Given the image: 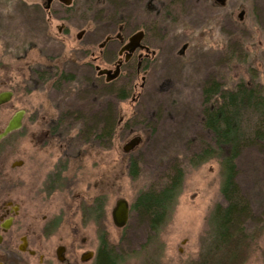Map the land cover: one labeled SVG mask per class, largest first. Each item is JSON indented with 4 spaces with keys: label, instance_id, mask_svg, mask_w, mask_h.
<instances>
[{
    "label": "rangeland",
    "instance_id": "374dc122",
    "mask_svg": "<svg viewBox=\"0 0 264 264\" xmlns=\"http://www.w3.org/2000/svg\"><path fill=\"white\" fill-rule=\"evenodd\" d=\"M46 5L47 0H0V93L14 91L0 109V130L17 110L27 111L23 130L0 141L6 169L14 170L12 163L21 157L27 162L15 168L23 183L16 194L22 200L37 197L39 215L58 219L61 236L96 233L98 248L99 233L106 232L121 264L197 261L208 247L212 214L225 204L219 160L197 167L191 162L212 139L203 124L202 88L212 81L226 89L245 82L264 93V0H71L65 6L52 0L50 12ZM120 24L128 36L144 31L155 55L143 63L146 74L127 72L105 90L104 80L93 82L96 74L88 64L93 52L106 68L116 43L99 46L118 34ZM61 74L72 81L55 87ZM128 90V99L119 102ZM108 107L119 126L111 141H96L97 123ZM136 137L140 146L125 153L123 147ZM131 160L139 167L135 179ZM175 168L184 172L182 188L153 231L132 207ZM55 174L57 188H50L56 187ZM237 183L252 217H264V146L243 152ZM97 199L104 202L98 216L91 206ZM120 199L131 207L122 230L112 220ZM24 206L30 208L27 201ZM260 238L257 246L264 250V233ZM253 255L264 263V252Z\"/></svg>",
    "mask_w": 264,
    "mask_h": 264
},
{
    "label": "trees",
    "instance_id": "16d2710c",
    "mask_svg": "<svg viewBox=\"0 0 264 264\" xmlns=\"http://www.w3.org/2000/svg\"><path fill=\"white\" fill-rule=\"evenodd\" d=\"M214 1L218 4L224 0ZM111 85L105 84L104 89H110ZM129 91L120 94L119 99L125 100ZM202 98L203 124L211 133L212 139L191 162L197 167L213 159L219 160L223 176L221 192L225 201V204L217 206L212 214L211 231L248 234L250 231L247 229L246 221L253 214L237 183L238 160L245 150L264 146V93L254 83L241 82L232 89H226L219 82L212 81L202 88ZM105 112V116L97 123L100 126L97 127L94 136L96 141L102 139L111 141L119 126L120 121L117 122V114L113 109L108 107ZM129 172L134 179L139 176L136 161H130ZM183 177V170L175 168L172 174L162 180L158 188L142 192L137 197L132 209L140 211L151 230L158 231L165 222L171 204L182 188ZM103 206V200L97 199V216L103 214ZM254 229L252 232L259 230ZM215 238L221 243L211 247L212 251L206 250L193 263L235 264L234 258L237 256L239 259L244 258L238 246L233 253L229 252L234 248L229 245L234 236L223 235ZM248 248L249 245L245 244V251ZM112 258L114 259L102 249L97 264H114L115 260Z\"/></svg>",
    "mask_w": 264,
    "mask_h": 264
},
{
    "label": "flooded vegetation",
    "instance_id": "af4514ba",
    "mask_svg": "<svg viewBox=\"0 0 264 264\" xmlns=\"http://www.w3.org/2000/svg\"><path fill=\"white\" fill-rule=\"evenodd\" d=\"M57 1L61 5L65 6V4L60 0ZM46 10L50 12L51 4L50 7H47L46 5ZM124 31V26L120 24L118 26V34L114 38H111V40L108 42L110 43L114 41L116 43V49L112 51L114 52V55L111 56L112 59L106 61V59L103 57L102 61H106L105 63L107 64L106 68L102 69L101 66L97 64L100 58L97 57L95 53H91L93 62L88 64V66L90 68L94 67L92 75L96 74V76H94L93 82L96 83L98 79L101 81L104 80L105 84H113L119 78L123 77V75L127 72H133V77H138L141 73L145 74L144 71L142 72V68L144 61L149 59L148 54L150 53V51L148 52L146 48L150 49V47L145 44L144 38V40L141 42V45L144 47V49L139 47L133 52L124 51V47L127 45L131 36L137 32L136 31L128 36L123 34ZM108 43L105 44V46H103L102 48L100 47V44V49H104L106 45H108ZM101 52H103V50H101ZM117 66H120V73L119 77L114 81L107 82V76H101L99 74V69L114 71ZM38 75L47 76V73H39ZM69 81H72V77L70 75L61 74L59 79L55 83V87H59L61 84ZM5 92L12 93V97L10 99L11 101L14 96V91H3L1 93ZM8 103L2 104L0 106V109ZM19 111H24L22 128L14 133L23 130L25 125L24 122L27 111L24 109H19L15 113ZM14 114L10 117V119L14 116ZM10 119L7 121L3 129L0 130V133L3 132ZM9 136L3 139L8 138ZM2 155H5V153L3 151H0V264H21V261H24V263L22 264H97L99 254L101 253L102 249H105L110 257H114V259L112 258V260H115L114 264H121L122 257H120L119 254L109 246L106 232L101 231L99 233L98 248L96 233H94L93 236H84L81 232H71L70 234H64L63 236H61L58 229V219L49 218L47 214L41 216L39 215L40 213L37 209L39 207V200L37 199V197L35 198V200L31 201H29L27 197L25 200L19 199V196L16 194V192L23 184L22 177H19V175L15 174L14 171L15 168L19 169L26 166L27 162H25V159L21 157V159L19 158L18 160L14 161V163H12L11 166L14 170H9L4 167L5 165H3L4 161ZM59 176V174H55V177L52 179L53 185H56L58 181L57 178ZM50 188H57V185L56 187L51 186ZM25 201L28 202V207H30L27 211H25ZM91 206L97 208V200L93 201V205ZM91 206L87 212L88 216L92 213ZM95 211H97V209ZM252 218L255 220V222L253 221V223L251 224V228L254 227L255 229H261L264 225V217L261 216L255 218L249 217L247 221L245 220L246 222H248L247 228L249 220H252ZM263 233L264 232L261 231H255L252 233L248 232V234L243 232H232L224 234L210 231L206 234L207 241L205 244H207L208 246L207 251H212V249H210L211 247H214L215 245L221 243V241L216 240L215 237L223 235L234 236V240L229 243V245H231V248H234L233 250L229 249V252L233 253L237 248L236 246H238L240 247L238 248L239 252H242L245 257L249 251L247 258H245L244 260L243 257L239 259V256L234 258L235 264H260V257L258 258L253 254H255L256 251H258L259 254H262V252H264L263 249L257 246L259 240L261 239L260 237L263 236ZM154 234L156 236L158 235L157 232H154ZM245 244L249 245V248L246 249V251ZM179 264L209 263L192 262Z\"/></svg>",
    "mask_w": 264,
    "mask_h": 264
},
{
    "label": "water",
    "instance_id": "95a60500",
    "mask_svg": "<svg viewBox=\"0 0 264 264\" xmlns=\"http://www.w3.org/2000/svg\"><path fill=\"white\" fill-rule=\"evenodd\" d=\"M60 1L67 5L71 2V0H60ZM51 2L52 0H47V7H50ZM239 17L240 19H243L244 12H242ZM81 37H82V34L78 36V38H81ZM143 39H144L143 32L136 33L129 39L127 45L124 47V51L133 52L139 47L143 49L144 47L141 45V42L143 41ZM110 40H111V37H107L100 47L102 48L103 46H105V44H107ZM147 51H149L148 48H147ZM119 73H120V66H117L114 71H107V70L99 69V74L101 76L103 75L107 76L106 78L107 82L116 80L119 77ZM11 97H12L11 92L1 93L0 94V106L2 104L9 102ZM23 117H24V111H19L15 113L14 116L8 122L7 126L4 128L3 132L0 133V140L7 137L9 134L13 132L20 130L22 128ZM141 142H142V139L140 137H136L132 139L131 141H129L123 147V151L125 153H130L131 151L135 150L138 146H140ZM129 217H130L129 203L124 199L118 200L112 212V219H113L114 225L119 229L124 228L129 222Z\"/></svg>",
    "mask_w": 264,
    "mask_h": 264
}]
</instances>
